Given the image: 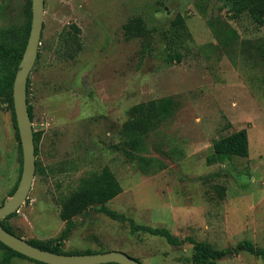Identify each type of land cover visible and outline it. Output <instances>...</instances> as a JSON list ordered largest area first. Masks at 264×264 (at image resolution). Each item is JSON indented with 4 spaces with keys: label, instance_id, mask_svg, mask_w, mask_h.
Returning a JSON list of instances; mask_svg holds the SVG:
<instances>
[{
    "label": "rangeland",
    "instance_id": "obj_1",
    "mask_svg": "<svg viewBox=\"0 0 264 264\" xmlns=\"http://www.w3.org/2000/svg\"><path fill=\"white\" fill-rule=\"evenodd\" d=\"M230 1L45 0L28 88L39 138L37 170L28 198L8 220L17 234L26 240L59 237L66 226L60 199L82 177L109 167L121 194L74 218L65 251H120L144 264H193L189 238L219 249L244 239L264 248V59L257 50L264 25L249 14L234 18ZM27 4L0 0V31L24 28ZM179 12L194 41L169 49L164 32ZM138 16L153 36L152 53L142 52V37L125 34L124 24ZM207 19L224 21L238 38L225 50ZM72 24L81 29L83 45L74 59L63 46ZM175 50L182 62H167ZM167 96L175 100L173 115L132 148L121 135L130 108ZM243 128L249 156L210 164L212 144ZM21 154L12 109L0 97V205L20 182ZM107 210L165 227L183 242L133 232L129 221L113 219ZM215 264H264V258L245 251Z\"/></svg>",
    "mask_w": 264,
    "mask_h": 264
},
{
    "label": "trees",
    "instance_id": "obj_2",
    "mask_svg": "<svg viewBox=\"0 0 264 264\" xmlns=\"http://www.w3.org/2000/svg\"><path fill=\"white\" fill-rule=\"evenodd\" d=\"M229 12L234 18L240 17L243 14H249L256 23L264 25V0H231ZM203 17H206V11L201 10ZM28 22L22 29L15 30L12 28L2 29L0 31V97L3 98L11 107L14 123L17 130V137L22 144L19 134V129L16 120L13 100V85L16 73L19 69L22 60L32 22V0H28L27 4ZM207 24L211 28L215 38L226 50V43L235 41L239 34L236 29L230 27L222 20L213 21L207 19ZM125 34L128 38L142 37L144 45L142 52L152 53L154 50L151 35L144 18L141 16L134 17L124 24ZM81 29L76 24L71 25V29L64 34L63 46L64 54L68 58H75L82 50L83 45L80 41L79 34ZM164 36L169 44V49L176 46H186L187 40L194 41L192 32L190 31L186 17L182 13H177L172 19L169 31L164 32ZM257 50L260 56L264 59V39L257 44ZM183 54L175 50L174 53H169L166 57L167 62H182ZM30 78L28 79V88ZM29 93V91H28ZM28 108L32 121L34 120L33 107L28 100ZM175 100L172 96L162 97L159 99H151L147 102H140L133 105L129 110V117L123 123L121 135L134 148L139 149L147 136L160 124L164 119L171 117L175 111ZM36 154L38 151V134L34 130ZM250 154V141L248 128H243L235 131L227 136L216 140L210 149L208 162L210 164L221 163L231 159L233 156L248 157ZM142 162H147L148 158L139 157ZM21 163L23 165V151L21 154ZM23 166L21 167V171ZM19 185H16L12 194ZM122 186L116 174L106 167L101 171L90 172L87 176L82 177L78 186L66 196L60 199L61 218L66 222L65 229L61 235L50 240H28L31 244L42 249L50 250L57 253L74 254V253H93L87 252H68L62 247L64 241L76 226L75 217L86 212L88 209L97 204H105L122 192ZM4 203V202H3ZM18 212H14L2 220V225L9 232L19 236L8 220L16 216ZM107 214L113 219L129 221L133 232H143L152 235L165 237L170 244L180 245L183 240L175 236L165 227H153L151 225L139 224L127 215L116 210H107ZM190 243L194 245L193 264H215L216 261L229 256L237 255L241 252H249L255 256L264 258V248L257 246L254 242L244 239L239 241L235 246L223 249L215 248L212 244L206 241H201L194 238H189ZM0 253L2 264H11L14 257H23L40 264H47L35 259H32L0 241ZM137 259V258H136ZM141 261L140 259H138ZM142 262V261H141ZM117 264V263H106Z\"/></svg>",
    "mask_w": 264,
    "mask_h": 264
},
{
    "label": "water",
    "instance_id": "obj_3",
    "mask_svg": "<svg viewBox=\"0 0 264 264\" xmlns=\"http://www.w3.org/2000/svg\"><path fill=\"white\" fill-rule=\"evenodd\" d=\"M44 18L45 0H32L30 34L13 85L14 109L23 151V169L17 189L0 205V241L32 259L47 264H144L120 251L65 254L42 249L9 232L2 225L4 218L18 212L25 203L36 176V143L33 121L28 108V79L38 57Z\"/></svg>",
    "mask_w": 264,
    "mask_h": 264
},
{
    "label": "crops",
    "instance_id": "obj_4",
    "mask_svg": "<svg viewBox=\"0 0 264 264\" xmlns=\"http://www.w3.org/2000/svg\"><path fill=\"white\" fill-rule=\"evenodd\" d=\"M34 261H29V259H25L23 257H14L13 261L11 264H32ZM0 264H2V258H1V253H0Z\"/></svg>",
    "mask_w": 264,
    "mask_h": 264
}]
</instances>
